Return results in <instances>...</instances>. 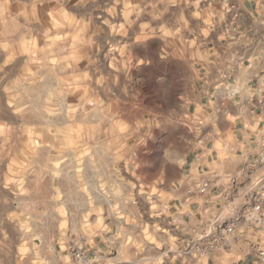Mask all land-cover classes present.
<instances>
[{
  "label": "crops",
  "instance_id": "crops-1",
  "mask_svg": "<svg viewBox=\"0 0 264 264\" xmlns=\"http://www.w3.org/2000/svg\"><path fill=\"white\" fill-rule=\"evenodd\" d=\"M201 1L211 23L199 39L185 108L186 124L197 130L183 139L191 151L170 153L148 179L124 169L118 137L88 139L84 153L0 154V264H75V248L91 264H250L246 241L204 261L179 253V241L202 224L200 202L188 190L202 173L240 170L264 131V0ZM227 87L237 92L232 98L218 94ZM142 188L172 194L164 220H141ZM148 223L163 233L140 232Z\"/></svg>",
  "mask_w": 264,
  "mask_h": 264
},
{
  "label": "rangeland",
  "instance_id": "rangeland-1",
  "mask_svg": "<svg viewBox=\"0 0 264 264\" xmlns=\"http://www.w3.org/2000/svg\"><path fill=\"white\" fill-rule=\"evenodd\" d=\"M210 23L198 0H0V154L84 153L88 139L118 137L124 169L153 178L191 151L185 108ZM172 198L142 188L141 220H164ZM149 223L140 232L163 233Z\"/></svg>",
  "mask_w": 264,
  "mask_h": 264
},
{
  "label": "built area",
  "instance_id": "built-area-1",
  "mask_svg": "<svg viewBox=\"0 0 264 264\" xmlns=\"http://www.w3.org/2000/svg\"><path fill=\"white\" fill-rule=\"evenodd\" d=\"M224 89V95L218 91L224 98L237 93ZM257 143V153L240 170L224 176L202 173L188 190L191 200L200 202L202 224L193 236L179 241L181 257L204 261L231 254L239 242L246 241L250 264H264V131ZM71 256L75 264H91L83 248L73 249Z\"/></svg>",
  "mask_w": 264,
  "mask_h": 264
}]
</instances>
